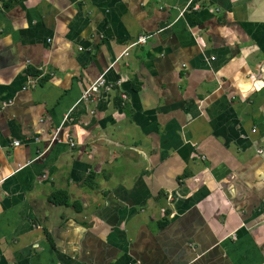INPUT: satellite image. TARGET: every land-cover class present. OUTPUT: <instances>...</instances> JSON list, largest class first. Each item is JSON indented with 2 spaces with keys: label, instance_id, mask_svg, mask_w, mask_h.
Returning <instances> with one entry per match:
<instances>
[{
  "label": "crops",
  "instance_id": "crops-1",
  "mask_svg": "<svg viewBox=\"0 0 264 264\" xmlns=\"http://www.w3.org/2000/svg\"><path fill=\"white\" fill-rule=\"evenodd\" d=\"M5 101L0 264H264V0H0Z\"/></svg>",
  "mask_w": 264,
  "mask_h": 264
},
{
  "label": "built area",
  "instance_id": "built-area-1",
  "mask_svg": "<svg viewBox=\"0 0 264 264\" xmlns=\"http://www.w3.org/2000/svg\"><path fill=\"white\" fill-rule=\"evenodd\" d=\"M150 35H140L138 36L130 45H128L121 53H119V58L122 56H126L127 55V50L133 46L136 45H143L146 43V41L150 38ZM39 70L41 71V73L43 72V69L39 68ZM35 83L34 79H31L30 77H28L27 79V83L24 87H22V91L26 90L27 87L33 86ZM112 86L110 84H106L103 76H99L94 82H92L91 84L88 85V87L85 89V91L81 94V101L86 102L88 101L91 96L93 94H98L99 92H103V93H108L111 91ZM123 100L125 99V97L123 95L120 96ZM11 105V101H5L2 102L0 104V109H3L7 106ZM68 120V116L65 115V117L63 118L62 123H64L65 121ZM70 120V119H69ZM62 125V124H61ZM59 129H57L55 131V134L53 135L51 140H54L56 137V134L58 132ZM18 143H14V145H17ZM68 145L69 147H73L74 144L73 142H71L70 140H68Z\"/></svg>",
  "mask_w": 264,
  "mask_h": 264
},
{
  "label": "trees",
  "instance_id": "trees-1",
  "mask_svg": "<svg viewBox=\"0 0 264 264\" xmlns=\"http://www.w3.org/2000/svg\"><path fill=\"white\" fill-rule=\"evenodd\" d=\"M30 74H34V73L30 72ZM47 202L53 206H67L68 205L67 196L64 192H61V191L51 193L47 198ZM45 236H46L48 243L51 244L49 235L45 233Z\"/></svg>",
  "mask_w": 264,
  "mask_h": 264
}]
</instances>
